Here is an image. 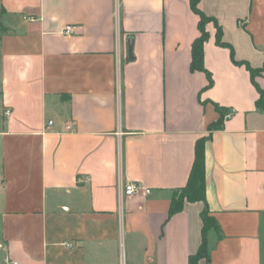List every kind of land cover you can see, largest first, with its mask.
<instances>
[{"label":"crops","instance_id":"crops-1","mask_svg":"<svg viewBox=\"0 0 264 264\" xmlns=\"http://www.w3.org/2000/svg\"><path fill=\"white\" fill-rule=\"evenodd\" d=\"M199 7L211 87L189 0H0V264H189L205 204L172 201L209 136L199 264H264V0Z\"/></svg>","mask_w":264,"mask_h":264},{"label":"trees","instance_id":"trees-1","mask_svg":"<svg viewBox=\"0 0 264 264\" xmlns=\"http://www.w3.org/2000/svg\"><path fill=\"white\" fill-rule=\"evenodd\" d=\"M192 10L199 16V32L200 35L194 41L192 45V71L206 72L209 78V87L213 85V80L210 73H208L204 67V46L209 40L210 34L207 29L208 24L215 23L217 27V43L220 46H227L223 40V31L218 25L214 18L207 16L199 7L200 0H189ZM249 68V71L255 77L260 70H255ZM260 99L257 103L258 107L264 110V92L259 89ZM218 112L221 114V119L209 127V131L213 132L215 130L221 129L224 125V120L226 112L219 106H216ZM210 139L207 138L200 139L195 148V160L192 167V171L189 177L187 185L180 189L172 201V212L175 213L182 209L185 200L189 202H203L205 207L202 211L201 218L203 221V240L198 252L191 256L189 259V264H199V262L208 258V245H207V235L208 232L216 227V221L211 216L210 210L207 206L206 198V171H205V147L206 142Z\"/></svg>","mask_w":264,"mask_h":264},{"label":"built area","instance_id":"built-area-1","mask_svg":"<svg viewBox=\"0 0 264 264\" xmlns=\"http://www.w3.org/2000/svg\"><path fill=\"white\" fill-rule=\"evenodd\" d=\"M76 30V26H67L64 30V33L66 35H72L74 34ZM234 113L233 110H231L229 113L226 114V118H230L231 115ZM10 114L9 111H7V115ZM75 129V127L72 125V126H69L68 127V130L69 131H73ZM141 190H143L142 186H140L139 184L137 183H134V182H130L126 185L125 187V195L127 197H131V196H134L136 195L137 193H139ZM146 193H150V190H145ZM12 264H18L16 262L12 263Z\"/></svg>","mask_w":264,"mask_h":264},{"label":"water","instance_id":"water-1","mask_svg":"<svg viewBox=\"0 0 264 264\" xmlns=\"http://www.w3.org/2000/svg\"><path fill=\"white\" fill-rule=\"evenodd\" d=\"M130 53L132 54V45H130Z\"/></svg>","mask_w":264,"mask_h":264}]
</instances>
